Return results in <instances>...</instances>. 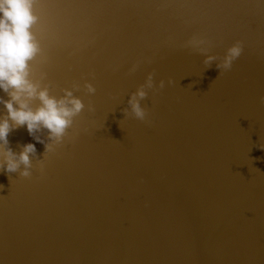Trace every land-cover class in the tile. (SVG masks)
Returning a JSON list of instances; mask_svg holds the SVG:
<instances>
[{
	"label": "water",
	"instance_id": "obj_1",
	"mask_svg": "<svg viewBox=\"0 0 264 264\" xmlns=\"http://www.w3.org/2000/svg\"><path fill=\"white\" fill-rule=\"evenodd\" d=\"M88 2L33 4L30 78L85 107L51 152L9 131L13 152L36 154L28 177L0 169V262L264 264V5ZM193 37L217 61L237 40L243 51L220 72ZM149 73L145 119L125 115Z\"/></svg>",
	"mask_w": 264,
	"mask_h": 264
},
{
	"label": "clouds",
	"instance_id": "obj_2",
	"mask_svg": "<svg viewBox=\"0 0 264 264\" xmlns=\"http://www.w3.org/2000/svg\"><path fill=\"white\" fill-rule=\"evenodd\" d=\"M264 5V0H256ZM34 0H0V92L8 99L0 96V105L6 110V115H0V169L6 172H16L23 177L30 175L32 157L36 154L35 144L26 143L19 153L8 147V134L11 129L24 126L33 140L44 145L45 152L54 150V146L62 142L66 130L73 124V118L84 109L82 100L73 95L69 89L57 98L49 94L47 86H41L40 80L30 78L31 63L41 54V46L32 28L37 24L39 17L33 11ZM208 41L203 37H193L186 42V47L193 48L204 55L203 63L208 66L216 61V67L228 70L232 63L240 57L243 43L235 41L229 46L222 59L217 61L214 55L208 53ZM135 70V65L133 69ZM41 73L40 79H44ZM172 80L168 81L171 85ZM165 82H159L164 87ZM153 87V77L149 73L144 84L140 85L127 101L128 108L125 115H131L139 120L146 117L145 109L141 106L147 93L146 89ZM85 88L89 94L95 92L92 84ZM264 102V97L261 98ZM33 101H38L36 107ZM93 108L89 105V111ZM47 130V142L38 133ZM41 169L43 165H40ZM2 264V262H0Z\"/></svg>",
	"mask_w": 264,
	"mask_h": 264
},
{
	"label": "snow or ice",
	"instance_id": "obj_3",
	"mask_svg": "<svg viewBox=\"0 0 264 264\" xmlns=\"http://www.w3.org/2000/svg\"><path fill=\"white\" fill-rule=\"evenodd\" d=\"M34 3L48 4L49 0H34ZM69 6H85L88 0H67ZM161 7H244L239 0H159Z\"/></svg>",
	"mask_w": 264,
	"mask_h": 264
}]
</instances>
